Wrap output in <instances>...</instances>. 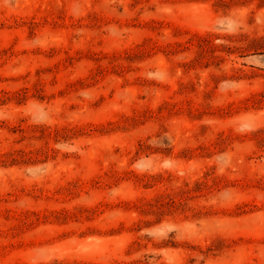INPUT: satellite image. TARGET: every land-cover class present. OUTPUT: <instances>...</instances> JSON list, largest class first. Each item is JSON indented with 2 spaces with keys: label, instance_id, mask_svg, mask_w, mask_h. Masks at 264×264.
<instances>
[{
  "label": "rangeland",
  "instance_id": "obj_1",
  "mask_svg": "<svg viewBox=\"0 0 264 264\" xmlns=\"http://www.w3.org/2000/svg\"><path fill=\"white\" fill-rule=\"evenodd\" d=\"M0 264H264V0H0Z\"/></svg>",
  "mask_w": 264,
  "mask_h": 264
}]
</instances>
